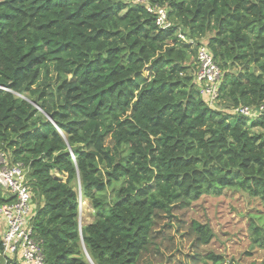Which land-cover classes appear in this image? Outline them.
I'll return each mask as SVG.
<instances>
[{"label":"trees","instance_id":"16d2710c","mask_svg":"<svg viewBox=\"0 0 264 264\" xmlns=\"http://www.w3.org/2000/svg\"><path fill=\"white\" fill-rule=\"evenodd\" d=\"M150 2L170 27L123 0H0V150L27 169L45 264H241L194 213L226 194L264 264V115L232 110L264 101V0ZM179 34L221 68L215 106Z\"/></svg>","mask_w":264,"mask_h":264},{"label":"built area","instance_id":"2783aa9c","mask_svg":"<svg viewBox=\"0 0 264 264\" xmlns=\"http://www.w3.org/2000/svg\"><path fill=\"white\" fill-rule=\"evenodd\" d=\"M127 4H144L147 10L156 15L155 23L161 29L171 26L167 9L150 0H123ZM182 41L197 46L195 81L208 104L215 106L221 68L213 60L212 54L203 42L196 44L191 38L179 34ZM239 115L255 119L264 115V101L257 106L240 105L232 109ZM0 190L12 197V201L0 205V258L4 264H45L43 248L34 236L33 220L37 205L28 185L27 169L21 162H13L9 152L0 150Z\"/></svg>","mask_w":264,"mask_h":264},{"label":"rangeland","instance_id":"374dc122","mask_svg":"<svg viewBox=\"0 0 264 264\" xmlns=\"http://www.w3.org/2000/svg\"><path fill=\"white\" fill-rule=\"evenodd\" d=\"M170 22V21H168ZM205 42L204 40H202ZM147 74V70H144ZM55 80V75L53 74ZM51 88H54L53 82H49ZM35 87V86H33ZM49 85L45 87L46 93L48 92ZM254 131V129H253ZM57 177L64 178L66 175L53 172ZM80 209L79 222L86 225L93 221V209L89 201H82ZM246 199L239 198V195L218 197L217 199L206 198L197 204L195 209V216L201 220L208 221L213 228L216 238L212 245L213 251L222 254L228 263L232 260H240L241 264H247L248 261H243L242 252L248 250V236L246 220L244 214L247 209Z\"/></svg>","mask_w":264,"mask_h":264},{"label":"water","instance_id":"95a60500","mask_svg":"<svg viewBox=\"0 0 264 264\" xmlns=\"http://www.w3.org/2000/svg\"><path fill=\"white\" fill-rule=\"evenodd\" d=\"M38 108V107H37ZM39 109V108H38ZM80 187V186H79ZM78 189H80V188H78ZM79 227L81 228V223L79 224ZM86 256L88 257V254L86 253ZM88 260H89V262L91 263V264H93V262L90 260V258L88 257Z\"/></svg>","mask_w":264,"mask_h":264},{"label":"crops","instance_id":"0c3cea01","mask_svg":"<svg viewBox=\"0 0 264 264\" xmlns=\"http://www.w3.org/2000/svg\"><path fill=\"white\" fill-rule=\"evenodd\" d=\"M254 131L258 132V131H261V129H259V128H254Z\"/></svg>","mask_w":264,"mask_h":264},{"label":"clouds","instance_id":"9594fccd","mask_svg":"<svg viewBox=\"0 0 264 264\" xmlns=\"http://www.w3.org/2000/svg\"><path fill=\"white\" fill-rule=\"evenodd\" d=\"M81 204H82V202H80V209H81Z\"/></svg>","mask_w":264,"mask_h":264},{"label":"bare ground","instance_id":"6f19581e","mask_svg":"<svg viewBox=\"0 0 264 264\" xmlns=\"http://www.w3.org/2000/svg\"><path fill=\"white\" fill-rule=\"evenodd\" d=\"M83 203V202H82Z\"/></svg>","mask_w":264,"mask_h":264}]
</instances>
